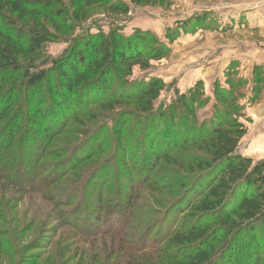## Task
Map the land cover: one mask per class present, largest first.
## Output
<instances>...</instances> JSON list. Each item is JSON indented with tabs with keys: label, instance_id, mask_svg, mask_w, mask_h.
Returning a JSON list of instances; mask_svg holds the SVG:
<instances>
[{
	"label": "rangeland",
	"instance_id": "374dc122",
	"mask_svg": "<svg viewBox=\"0 0 264 264\" xmlns=\"http://www.w3.org/2000/svg\"><path fill=\"white\" fill-rule=\"evenodd\" d=\"M71 2L54 0L50 5L42 4L40 9L44 15L23 20L6 13L1 23V31L10 35L15 44L12 55L20 69L0 72V107L8 105L2 124L6 122L11 131L14 119H19L22 125L21 129H16L21 133L19 139L29 123L21 119L19 111L34 115L35 109L42 107L22 86L26 74L45 70L53 89L54 61L77 41L86 40L87 35L101 30L106 33L117 30L124 36L144 31L158 39V43L167 45L171 52L162 60L151 61L146 70L135 67L128 85L111 87L100 97L101 101L93 105L82 100L85 93L58 96L64 100L62 109L65 111L61 129L50 139V155L42 159L44 175L53 172L45 191L18 186L19 181L12 172L17 168L15 154L12 155L9 144L0 139L4 141L3 146L0 145L3 154L0 169L12 175L11 179L0 178V264H126L125 247L120 239L98 233L82 236L63 222L72 209L61 199L68 187L82 181L90 169L95 171V165L106 162L103 176L110 182L117 181L109 184V191L120 189L127 180L124 175L137 177L136 172L140 176V180L135 178L134 181L137 180L135 186L138 185L142 193L127 230L132 237L157 228L166 237L170 229L182 232L197 222L207 224L206 218L202 219L193 208H188V203L193 200L199 183H205L208 178L200 181L202 172L191 170L189 163L202 159L206 136L212 135L211 124L219 110L228 108L232 113L228 118L242 123L247 130L239 142L238 152L255 162L264 160V0H160L152 5L131 0H104L100 5L87 8L82 20L74 19L78 8L74 9ZM114 2L128 3L129 12H112L110 6ZM34 31H45L48 40L41 50L27 54ZM169 32L175 35L173 43L167 41ZM6 44L9 43L0 39V50H4ZM152 77L163 79L166 88L156 101L155 110L144 114L136 101L126 96ZM198 80L204 83L207 100L198 105L195 116L188 117V121L182 116L177 121L169 120L173 113L169 114V109L177 93H186ZM215 88L226 94L225 103L215 94ZM113 94L122 95L120 103L102 104ZM53 95L56 97L55 93ZM56 110L59 109L52 105L46 114ZM162 110L169 116L165 117L167 120L161 119ZM190 126L196 131H192L196 138L194 144L189 142L183 147L179 143V148L172 151L165 148L161 155L147 159L148 167L137 170L142 165L145 150L156 141L152 130L165 129L171 133L167 136L175 135L180 139L179 136H186L184 133L189 134L185 130ZM16 145L17 140L11 142V148ZM151 147L149 155L154 154ZM127 154L132 163L130 169L117 160V155L125 158ZM77 156L86 159L81 164L70 165ZM54 164L59 165L52 171ZM148 173H152L154 180L147 182ZM115 199L111 196V201ZM210 225H215L213 220ZM171 239H167L159 252L135 254L131 263H175L177 247L170 244ZM218 244L221 248L230 244L223 232ZM261 244L256 264H264V243Z\"/></svg>",
	"mask_w": 264,
	"mask_h": 264
},
{
	"label": "trees",
	"instance_id": "16d2710c",
	"mask_svg": "<svg viewBox=\"0 0 264 264\" xmlns=\"http://www.w3.org/2000/svg\"><path fill=\"white\" fill-rule=\"evenodd\" d=\"M53 1L0 0V39L9 43L6 44L4 50H0V72L20 70L12 55L14 51L12 47L15 44L11 41L10 35L1 31V23L5 19V14L17 15L21 20L29 16L38 17L44 15L40 6L50 5ZM131 1L136 4L152 5L160 0ZM101 3H104V0H72L73 8H78L74 11L77 19L73 18L82 20L87 8ZM110 9L112 12L124 14L129 12L130 7L128 3L114 2ZM47 35L45 31H34L26 51L27 54L41 50L48 40ZM174 39V34L167 33L169 43H173ZM158 42V39L149 36L144 31H136L130 36H124L117 30H111L109 33L101 30L96 34L87 35L86 40L77 41L73 48L67 49L59 60L54 61L53 89L49 85L50 77L45 70L32 73L28 71L22 86L28 90L29 94H32V100L38 105L41 103L42 107L35 109L37 113L35 112L34 115L30 112L24 114L19 111L18 115L21 119L24 122L29 121L20 139L18 134L21 133H17L20 130L16 131L18 127L20 129L22 127L19 119H14L13 130L10 131L5 125L6 122L2 124L8 105L0 107V139H4L9 144L12 155L13 152L15 154L14 161L16 160L17 168L12 172L19 181L18 186L31 187V190L37 191H45L48 187L49 182L47 181L53 172H47L44 175L45 171L41 164L44 156L50 155V139L57 130L61 129V120L64 117L63 111H65L62 108L65 105L64 100L58 96L70 97L76 93H85L83 101L89 105L98 103L101 101L100 97L105 96L111 87L128 85L135 67L146 70L150 68L151 61L162 60L170 54L169 47ZM165 88L166 83L163 79L152 77L126 98L135 100L141 112L150 114L155 110L156 101ZM214 91L221 101L224 103L227 101L226 94L220 88H215ZM121 98L122 95L118 94L108 95L102 104L114 106ZM207 98L204 93V83L198 80L186 93H177V98L171 103L170 109L168 108L169 114L173 112L169 115V120L177 121L178 117L182 116L188 121L187 118L194 117L198 105ZM52 105L59 110L47 115V109ZM161 112V119L169 117L163 110ZM231 114L228 108L216 113L213 125L211 124L210 134L212 135L206 136L202 148V159L196 158L189 163L191 170L202 172L200 181L208 178L205 183H199L193 200L188 203V208H193L199 214L198 216H202V219L206 218L207 224L197 222L182 232L170 229L166 237L158 232V228L146 230L132 237L127 230L132 225L137 200L142 193L138 185L135 186V181L140 180L138 179L139 174L135 172L137 177L131 174L124 175L127 178L123 182L125 188L121 184L116 192L112 189L109 191V184L117 181L110 182L103 176L107 167L106 162L95 165L93 167L96 168L95 171L90 169L83 176L82 181L74 186L70 185L65 195L61 197L65 202L64 205L67 204L72 208L64 216V225L82 236L98 233L101 236L120 239L125 247L127 257L124 258L126 259L124 262L126 264H132L135 254L159 252L169 237L172 238L170 244L177 247L175 254L177 258H174L175 263L165 262L166 264H253L254 262L256 264L258 251L262 248L261 243H264V160L255 162L238 152L239 142L247 130L242 123L229 119L228 115ZM121 130L122 128L117 130V135H120ZM185 131L189 134L184 133L186 136L184 138H182L183 135L179 136L180 139H178L175 133L172 134L174 137L167 136L171 133L165 129L157 132L152 130L151 134L153 137L156 136V141L150 142L152 147L149 145V150L151 147L154 154L149 155V150H145L142 165L137 170H140L142 166L148 167L147 159L161 155L165 148L172 151L179 148V143L183 147L189 142L194 144L196 138L192 135V131H196L192 126ZM14 140H17V145L11 148V142ZM2 142L4 144V141ZM2 142L0 141L1 146H3ZM79 158L78 156L73 157V163L69 162V164L74 165L75 162L80 163L86 159L85 157ZM129 158V154L125 158L117 155L119 163L126 165L127 169H130L129 164H132ZM2 161L3 154L0 153V164ZM64 163L68 168L67 162L64 161ZM58 165H52L51 170H55ZM133 165L135 166V162ZM1 170L0 178H12L10 171L3 173ZM151 176L152 173L146 174L145 179L149 177L147 182L149 179L154 180ZM135 178L137 180L134 181ZM111 196L116 199L111 201ZM212 220L214 226L210 225ZM220 232L227 237V243L230 241V244H226L223 248L218 244ZM130 241L133 242L129 243Z\"/></svg>",
	"mask_w": 264,
	"mask_h": 264
}]
</instances>
